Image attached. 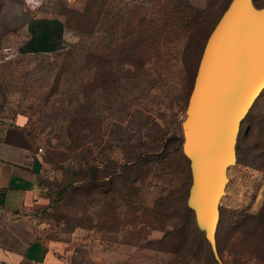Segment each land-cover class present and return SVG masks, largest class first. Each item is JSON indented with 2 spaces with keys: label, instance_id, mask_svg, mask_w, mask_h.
I'll return each mask as SVG.
<instances>
[{
  "label": "rangeland",
  "instance_id": "rangeland-1",
  "mask_svg": "<svg viewBox=\"0 0 264 264\" xmlns=\"http://www.w3.org/2000/svg\"><path fill=\"white\" fill-rule=\"evenodd\" d=\"M48 1L63 50L20 55L1 30L0 107L42 128L50 163L33 218L63 264H264V91L226 170L216 256L187 205L181 127L232 0Z\"/></svg>",
  "mask_w": 264,
  "mask_h": 264
},
{
  "label": "water",
  "instance_id": "water-1",
  "mask_svg": "<svg viewBox=\"0 0 264 264\" xmlns=\"http://www.w3.org/2000/svg\"><path fill=\"white\" fill-rule=\"evenodd\" d=\"M264 91V8L232 0L208 36L181 127L191 185L187 205L216 256L218 202L240 126Z\"/></svg>",
  "mask_w": 264,
  "mask_h": 264
},
{
  "label": "crops",
  "instance_id": "crops-1",
  "mask_svg": "<svg viewBox=\"0 0 264 264\" xmlns=\"http://www.w3.org/2000/svg\"><path fill=\"white\" fill-rule=\"evenodd\" d=\"M54 1L71 7L75 0ZM51 9L48 0H0V32L11 41L3 49L27 56L62 51L63 23ZM37 127L29 114L0 107V264H63V249L41 237L33 218L50 163Z\"/></svg>",
  "mask_w": 264,
  "mask_h": 264
},
{
  "label": "trees",
  "instance_id": "trees-1",
  "mask_svg": "<svg viewBox=\"0 0 264 264\" xmlns=\"http://www.w3.org/2000/svg\"><path fill=\"white\" fill-rule=\"evenodd\" d=\"M227 2V1H226ZM227 4H229V0L227 2ZM200 22H195L193 24L194 27H200ZM189 27H191V25L189 24ZM192 28V27H191ZM193 36H195V32H193ZM223 231H224V220L222 217H220V220H219V224H218V227H217V233H216V243H217V246L220 244V238H222V234H223Z\"/></svg>",
  "mask_w": 264,
  "mask_h": 264
},
{
  "label": "built area",
  "instance_id": "built-area-1",
  "mask_svg": "<svg viewBox=\"0 0 264 264\" xmlns=\"http://www.w3.org/2000/svg\"><path fill=\"white\" fill-rule=\"evenodd\" d=\"M41 151H42L41 149H38V152H39V153H41Z\"/></svg>",
  "mask_w": 264,
  "mask_h": 264
}]
</instances>
